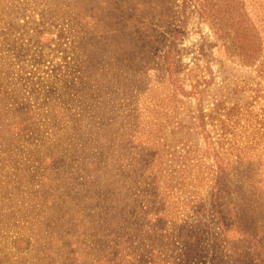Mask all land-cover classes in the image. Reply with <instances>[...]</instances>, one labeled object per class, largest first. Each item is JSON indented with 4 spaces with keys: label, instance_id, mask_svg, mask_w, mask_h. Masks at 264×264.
<instances>
[{
    "label": "rangeland",
    "instance_id": "1",
    "mask_svg": "<svg viewBox=\"0 0 264 264\" xmlns=\"http://www.w3.org/2000/svg\"><path fill=\"white\" fill-rule=\"evenodd\" d=\"M227 1L255 59L225 0H0V264H264V0Z\"/></svg>",
    "mask_w": 264,
    "mask_h": 264
},
{
    "label": "trees",
    "instance_id": "2",
    "mask_svg": "<svg viewBox=\"0 0 264 264\" xmlns=\"http://www.w3.org/2000/svg\"><path fill=\"white\" fill-rule=\"evenodd\" d=\"M228 3L226 7L229 17V23L227 25L228 30H236L233 35V40L241 47V52L246 60L255 59L260 50V44L254 41V37L251 32V26H249L248 17L246 18V12L242 10V6H238V1H234L231 5V1L225 0ZM239 12V13H238ZM235 13H238L236 15ZM245 20V22H243ZM234 32V31H233Z\"/></svg>",
    "mask_w": 264,
    "mask_h": 264
}]
</instances>
